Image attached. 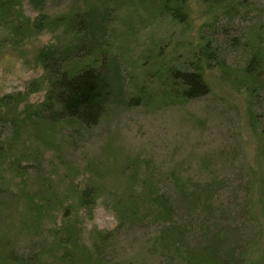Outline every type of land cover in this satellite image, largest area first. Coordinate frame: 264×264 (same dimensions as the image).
Returning <instances> with one entry per match:
<instances>
[{"label": "rangeland", "instance_id": "rangeland-1", "mask_svg": "<svg viewBox=\"0 0 264 264\" xmlns=\"http://www.w3.org/2000/svg\"><path fill=\"white\" fill-rule=\"evenodd\" d=\"M30 1L0 0V264H264V0ZM42 50L108 71L95 125L38 113Z\"/></svg>", "mask_w": 264, "mask_h": 264}, {"label": "trees", "instance_id": "trees-1", "mask_svg": "<svg viewBox=\"0 0 264 264\" xmlns=\"http://www.w3.org/2000/svg\"><path fill=\"white\" fill-rule=\"evenodd\" d=\"M174 1L183 4L184 0ZM30 2L38 10L43 6V0H31ZM45 20H47L45 15L37 17L33 23L34 29L39 32L48 27L49 23H46ZM72 22L71 27L75 26L76 32L79 30L85 34H88V31L91 32L89 22ZM258 39L259 43L261 42V45H263L264 40L260 38V35ZM72 48L74 50L73 53L76 54L78 46ZM261 49L263 50L262 47H260ZM69 55L70 53L66 52L57 55L56 51L51 54L47 50L41 51L39 58L45 64L46 69H51L52 81L46 99L40 105L38 113L40 112L55 122L68 118L78 121L83 127H91L97 123L109 100L114 96L115 83L110 78L108 71L106 72L105 69L96 66H90L86 69L67 70L63 63L67 62L66 57ZM204 55V58L207 59L212 57V54H209L207 49ZM191 67V70H175L172 73V79L179 81V83L174 82L175 84L172 85L174 88L180 87V96L183 100L201 97L209 90L200 71L199 61L193 63ZM261 70H264V57L263 55L261 57L258 52L246 69V73L255 81L258 79V73ZM252 72L255 74H250ZM88 192L87 195L89 194ZM84 197L87 198L86 196ZM135 206L137 205L135 204L133 207Z\"/></svg>", "mask_w": 264, "mask_h": 264}]
</instances>
